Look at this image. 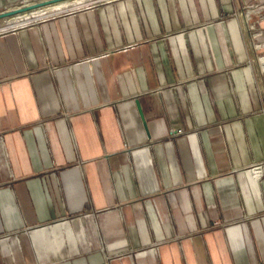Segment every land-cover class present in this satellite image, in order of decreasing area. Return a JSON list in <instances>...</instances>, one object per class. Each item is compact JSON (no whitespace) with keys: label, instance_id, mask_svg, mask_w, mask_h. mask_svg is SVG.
Segmentation results:
<instances>
[{"label":"crops","instance_id":"obj_1","mask_svg":"<svg viewBox=\"0 0 264 264\" xmlns=\"http://www.w3.org/2000/svg\"><path fill=\"white\" fill-rule=\"evenodd\" d=\"M37 10L0 20V264H264V0Z\"/></svg>","mask_w":264,"mask_h":264},{"label":"water","instance_id":"obj_2","mask_svg":"<svg viewBox=\"0 0 264 264\" xmlns=\"http://www.w3.org/2000/svg\"><path fill=\"white\" fill-rule=\"evenodd\" d=\"M62 1H66V0H41V1H37V3H33L31 5H22V7L1 12L0 13V20H4L10 16L21 14L22 12L35 10L38 7H41L44 5H49L51 3L62 2Z\"/></svg>","mask_w":264,"mask_h":264},{"label":"bare ground","instance_id":"obj_3","mask_svg":"<svg viewBox=\"0 0 264 264\" xmlns=\"http://www.w3.org/2000/svg\"><path fill=\"white\" fill-rule=\"evenodd\" d=\"M83 2H85V0H66L62 2H55L49 5L38 7L39 10L37 11L39 12H46V11H51V10L58 11L59 9H66L67 7H69V5H72V4L81 5Z\"/></svg>","mask_w":264,"mask_h":264},{"label":"built area","instance_id":"obj_4","mask_svg":"<svg viewBox=\"0 0 264 264\" xmlns=\"http://www.w3.org/2000/svg\"><path fill=\"white\" fill-rule=\"evenodd\" d=\"M255 10V13L257 14H259L260 12H261V8H257V10L256 9H254ZM258 60H259V63H258V69H259V72H260V74H261V76L262 77H264V54H262L261 56H258ZM260 168V166H256L255 167V169H259Z\"/></svg>","mask_w":264,"mask_h":264},{"label":"rangeland","instance_id":"obj_5","mask_svg":"<svg viewBox=\"0 0 264 264\" xmlns=\"http://www.w3.org/2000/svg\"><path fill=\"white\" fill-rule=\"evenodd\" d=\"M37 1H41V0H27L26 2H25V4H27V5H30V4H33V3H37ZM93 1H95V0H85V2H83V3H91V2H93ZM24 4V5H25ZM74 6H78V5H76V4H72V5H69V7H67V8H71V7H74ZM39 10V9H38ZM59 10H63V9H59ZM53 12H57L56 10H51V11H46V12H41L40 14L41 15H48V14H51V13H53Z\"/></svg>","mask_w":264,"mask_h":264}]
</instances>
